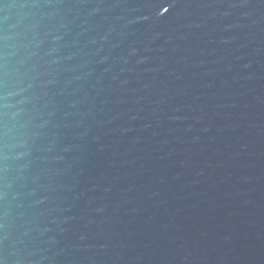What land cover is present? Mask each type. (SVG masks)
<instances>
[{"label": "water", "instance_id": "95a60500", "mask_svg": "<svg viewBox=\"0 0 264 264\" xmlns=\"http://www.w3.org/2000/svg\"><path fill=\"white\" fill-rule=\"evenodd\" d=\"M0 264H264V0H0Z\"/></svg>", "mask_w": 264, "mask_h": 264}]
</instances>
